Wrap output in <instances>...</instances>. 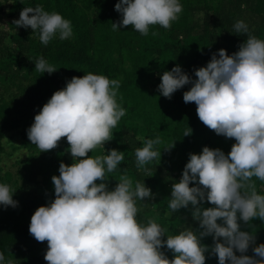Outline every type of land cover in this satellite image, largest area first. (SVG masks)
<instances>
[{"label":"clouds","instance_id":"9594fccd","mask_svg":"<svg viewBox=\"0 0 264 264\" xmlns=\"http://www.w3.org/2000/svg\"><path fill=\"white\" fill-rule=\"evenodd\" d=\"M115 11L121 18L112 23L113 31L131 26L147 36L151 26L169 29L183 8L179 0H117ZM12 23L38 32L45 46L57 35L60 40L73 36L70 20L39 4L23 7ZM232 32L246 34L237 51L213 52L205 66L194 69L195 79L177 64L163 72L158 85L168 99L191 85L183 101L195 103L208 129L235 141L227 154L207 145L200 153H189L180 179L171 185L167 214L190 209L197 228L187 225L178 234H166L156 217L138 221L136 201L154 200L151 188L144 181L133 187V181L121 175L110 189L108 174L124 160L123 151L112 148L106 155H89L105 149L126 114L117 101L120 80L92 72L73 76L34 116L27 129L31 144L45 152L66 138L72 157L71 164L61 161L59 175L51 177L55 198L39 206L30 220V235L47 242V264H205V253L216 256L218 264H264V243L257 244L255 235L241 228V222L250 227L256 218L264 221V194L255 182H264V39L253 35L244 20L235 21ZM34 63L41 74L57 70L42 56ZM191 134L189 127L183 136ZM163 143L159 136L143 139V146L135 149L138 170L147 171V164L160 161L157 146ZM174 147L175 141L163 150ZM14 192L0 183V205L17 207ZM205 201L212 206L204 207ZM208 236L211 245L202 243ZM165 247L173 258L162 251ZM250 247L253 254L247 255ZM0 264L14 262L5 261L0 252Z\"/></svg>","mask_w":264,"mask_h":264},{"label":"trees","instance_id":"16d2710c","mask_svg":"<svg viewBox=\"0 0 264 264\" xmlns=\"http://www.w3.org/2000/svg\"><path fill=\"white\" fill-rule=\"evenodd\" d=\"M116 2L0 0V22L7 27L0 29V156L6 131L18 134L27 149L25 158L15 162L18 180L11 179L7 170L0 174V183L15 190L13 199L18 202L15 208L0 205V252L5 261L47 264L44 260L47 242H37L30 235V220L39 206L55 198L51 177L59 175L61 161L71 164L72 157L66 151V138L61 139L57 148L40 152L28 139L27 129L52 94L65 87L73 76L92 72L121 81L117 101L126 114L113 130V139L105 143V149L97 148L89 155H106L112 148L123 151L124 160L108 174V187L113 188L121 175H127L133 187L136 181H144L155 198L145 202L137 199L140 208L137 219L145 223V216L156 217L157 223L167 229L166 234H178L187 225L198 227L190 209L167 214L171 185L180 179L189 153H200L207 145L227 154L235 142L208 129L199 120L195 103L183 101V93L191 85L177 90L171 99L159 93L158 85L163 72L177 64L195 79L194 69L205 66L213 52L220 48L228 54L237 51L246 39V34L232 32L237 20H244L253 35L264 39V0H179L183 8L179 19L169 29L151 26L147 36L131 26L113 31L112 23L121 18L115 11ZM37 4L70 20L73 36L60 40L57 35L45 46L38 32L16 28L12 22L19 18L22 8ZM153 31L159 34L154 37ZM41 56L57 70L52 74L35 71L34 61ZM189 127L192 134L183 136ZM157 136L164 142L157 146L162 153L160 161L147 164V171L138 170L135 149L143 146V139ZM173 141L175 147L170 152L164 151ZM255 182L258 192L264 194V182ZM203 206L212 205L205 201ZM241 228L252 232L257 244L264 243V221L256 218L250 227L241 222ZM202 243L211 245L212 237L203 238ZM162 251L169 259L173 258L166 247ZM246 254H253L251 247ZM205 255V264H218L216 256Z\"/></svg>","mask_w":264,"mask_h":264},{"label":"rangeland","instance_id":"374dc122","mask_svg":"<svg viewBox=\"0 0 264 264\" xmlns=\"http://www.w3.org/2000/svg\"><path fill=\"white\" fill-rule=\"evenodd\" d=\"M7 27L3 22H0V29L5 30ZM11 42H8V47ZM4 152L0 156V174L2 171H9L11 179H19L17 172L16 160H22L27 155V149L22 144L18 134L13 131H6L2 139Z\"/></svg>","mask_w":264,"mask_h":264}]
</instances>
